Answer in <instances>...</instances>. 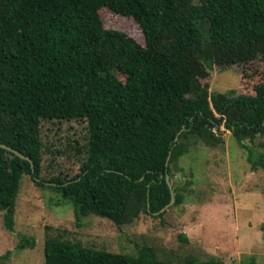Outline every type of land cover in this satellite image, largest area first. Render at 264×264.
I'll return each mask as SVG.
<instances>
[{
    "label": "trees",
    "instance_id": "obj_1",
    "mask_svg": "<svg viewBox=\"0 0 264 264\" xmlns=\"http://www.w3.org/2000/svg\"><path fill=\"white\" fill-rule=\"evenodd\" d=\"M103 9L134 18L145 43L106 27ZM206 62L241 82L264 73V0H0V143L31 157L35 168L0 147L6 229L14 231L25 175L58 191L78 220L95 214L123 226L171 201L166 177L181 170L192 143L217 146L225 128L244 147L264 135V79L251 94L212 93L201 82ZM71 119L88 122L81 170L44 179L41 122ZM252 157L254 167L264 165L263 153ZM171 183L179 205L185 195ZM51 228L45 264H225L215 255L160 257L147 244L113 252ZM36 244L21 233L16 250ZM11 256L0 255V264Z\"/></svg>",
    "mask_w": 264,
    "mask_h": 264
},
{
    "label": "rangeland",
    "instance_id": "obj_2",
    "mask_svg": "<svg viewBox=\"0 0 264 264\" xmlns=\"http://www.w3.org/2000/svg\"><path fill=\"white\" fill-rule=\"evenodd\" d=\"M102 18L106 27L145 43L144 31L134 18L108 9L102 10ZM206 64L208 77H202L201 82L208 84L212 93L235 89L251 94L264 79V73H256L241 82L233 71ZM41 129L43 178L77 175L86 158L87 120H43ZM223 139L217 146L203 140L192 143L190 152L180 159L182 168L171 181L177 182L185 195L181 204L174 202L163 216L143 213L123 226L95 214L78 220L72 203L64 201L58 191L38 186L33 175H25L14 231L6 229L0 211V255L12 250L5 264H45L46 227L51 226L71 240L113 252L134 253L147 244L156 248L160 257L215 255L225 264H242L253 257L264 264V165L254 167L249 161L250 153L253 160L264 154V135L245 140L244 147L225 128ZM21 233L34 236L36 246L16 250ZM183 234L188 241L181 238Z\"/></svg>",
    "mask_w": 264,
    "mask_h": 264
},
{
    "label": "water",
    "instance_id": "obj_3",
    "mask_svg": "<svg viewBox=\"0 0 264 264\" xmlns=\"http://www.w3.org/2000/svg\"><path fill=\"white\" fill-rule=\"evenodd\" d=\"M0 147L6 148V149L16 153L20 157L29 160L31 162L32 167H33V172H35L34 163H33L31 157L27 156L26 154H24L23 152H21L20 150H18L16 148H14L13 146H10V145H7V144L0 143ZM169 159H170V157L168 158L167 164L169 163ZM35 178L37 180H39V178L37 176ZM166 178H167V181H168L170 189H171V201L167 205H165L160 211L154 212L155 214H159V213L165 211L167 208H169L170 205L174 204V202L176 200L175 192H174L171 180H170V176L167 175Z\"/></svg>",
    "mask_w": 264,
    "mask_h": 264
}]
</instances>
